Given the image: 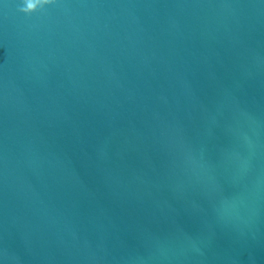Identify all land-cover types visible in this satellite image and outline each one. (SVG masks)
I'll list each match as a JSON object with an SVG mask.
<instances>
[{"label":"water","instance_id":"95a60500","mask_svg":"<svg viewBox=\"0 0 264 264\" xmlns=\"http://www.w3.org/2000/svg\"><path fill=\"white\" fill-rule=\"evenodd\" d=\"M0 264H264V0H0Z\"/></svg>","mask_w":264,"mask_h":264},{"label":"clouds","instance_id":"9594fccd","mask_svg":"<svg viewBox=\"0 0 264 264\" xmlns=\"http://www.w3.org/2000/svg\"><path fill=\"white\" fill-rule=\"evenodd\" d=\"M53 2H54V0H50V3H53ZM32 9H33V4L31 2H29L26 7L24 6L21 9V11H23L25 13H29Z\"/></svg>","mask_w":264,"mask_h":264}]
</instances>
